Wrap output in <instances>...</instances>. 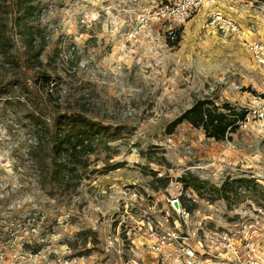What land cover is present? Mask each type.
Wrapping results in <instances>:
<instances>
[{"label":"rangeland","instance_id":"rangeland-1","mask_svg":"<svg viewBox=\"0 0 264 264\" xmlns=\"http://www.w3.org/2000/svg\"><path fill=\"white\" fill-rule=\"evenodd\" d=\"M165 1L39 0L34 23L42 30L34 42L38 56L28 54L18 34L8 57L0 52V264H62L80 256L91 264H129L131 242L125 228L118 229L122 220L134 226L128 215L148 217L159 232L173 228L177 218L168 203L169 192L152 189L151 171L178 181L191 176L207 189L241 177L253 178L264 188V135L255 128L225 141L208 139L188 123L172 135L165 133L166 125L198 99L209 98L218 106L252 105L246 82L252 68L245 64L243 46L211 28L208 20L185 21L176 47L168 46L164 36L147 37L146 31L138 40L130 39L138 15ZM241 3L264 17L263 1ZM189 21L195 22L185 29ZM42 71L54 80L51 96L66 106L61 110L78 111L84 102L90 118L123 130L110 151L92 156V168L102 172L108 153L111 164L124 167L84 180L69 204L38 190L25 155L31 140V130L24 127L29 108H5L6 100L28 101L52 119L59 108L38 88ZM126 189L127 198L132 190L140 194L129 200L128 213L121 199ZM183 190L190 196L184 195L181 203L195 206L189 212L192 223L264 236V217L255 218L254 211L264 213L259 192L243 188L229 201L212 202L209 192L202 197L190 188ZM87 230L96 237L80 235ZM37 246L41 250L34 253Z\"/></svg>","mask_w":264,"mask_h":264},{"label":"trees","instance_id":"trees-1","mask_svg":"<svg viewBox=\"0 0 264 264\" xmlns=\"http://www.w3.org/2000/svg\"><path fill=\"white\" fill-rule=\"evenodd\" d=\"M39 6V0H0V52L4 56L8 57L10 54L15 34L22 37L28 54L38 56L39 52L35 53L34 42L36 33L42 30L34 23L40 14ZM180 41L179 31L176 38L167 40V43L170 47H176ZM37 81L38 88H42L48 100L59 108L52 119L47 120L43 110L37 112L35 108H31L28 101L22 103L20 100L15 102L6 100L5 108L21 105L29 108L26 114L27 124L24 127L31 130V140L25 155L36 177L38 190L62 204L64 202L69 204L79 195V188L84 180L90 179V176L95 174L106 175L124 167V163L111 164L112 155L108 153L103 159L105 168L102 172L92 168L95 161L92 156L101 151H110V144L123 137V130L90 118L86 113L84 102H81L78 111L61 110L66 106L60 104L59 98L54 100L51 96L55 86L52 76L42 71ZM245 114V108H237L230 103L218 106L209 98L198 99L190 108L166 125L165 133L172 135L180 125L188 123L193 128L202 129L208 139L225 141L230 139L231 134L236 133L238 122L244 119ZM149 175L153 178L151 187L154 191L167 188L170 181L168 176H160L158 171H151ZM179 181L185 188H191L202 197L205 191L209 192L208 197L212 202L222 199L229 201L243 188L249 190L251 194L259 192V199L264 201V188L260 187L253 178H228L220 188L210 189L206 188L205 183L191 176L180 177ZM194 207H186V209L193 211ZM80 235L85 238L89 235L95 236L90 230L82 231ZM40 250L41 246H37L34 253Z\"/></svg>","mask_w":264,"mask_h":264},{"label":"built area","instance_id":"built-area-1","mask_svg":"<svg viewBox=\"0 0 264 264\" xmlns=\"http://www.w3.org/2000/svg\"><path fill=\"white\" fill-rule=\"evenodd\" d=\"M217 1L161 2L138 15L136 27L129 37L138 40L139 34L146 31L147 37L153 38L154 28H157L166 40H174L185 21L194 18L202 7L208 6V25L221 35L241 42L256 67L247 76L248 95L252 105L246 108L245 117L238 122L236 132L255 128L264 135V42L250 39L248 32L237 21L217 9ZM183 187L184 184L178 179H170L165 189L170 194L168 203L177 215L173 228L157 232L158 225L155 226L148 217L137 220L133 214L128 217L135 223L134 226H129L125 220L118 224L119 230L121 227L125 228L131 242L129 264H264V236L261 233L255 234L253 231L251 235L245 230H235L232 226L214 230L203 222L192 223L190 211L181 203L184 195L190 196L189 192H184ZM190 190L192 191L191 188ZM126 192L129 189L121 192V199H124L123 209L128 213L132 207L129 200L137 199L140 194L132 190L127 198ZM188 199L191 203H196L195 198ZM254 211L257 212L255 218L264 217L262 210ZM254 223L258 224V221L255 220ZM256 224H251L250 228ZM89 261L85 256H80L66 259L62 264H91Z\"/></svg>","mask_w":264,"mask_h":264},{"label":"crops","instance_id":"crops-1","mask_svg":"<svg viewBox=\"0 0 264 264\" xmlns=\"http://www.w3.org/2000/svg\"><path fill=\"white\" fill-rule=\"evenodd\" d=\"M241 1L242 0H218L217 9L224 15L237 21L244 28V30L248 32V37L250 39L261 40L264 42V17L260 16L259 13H256L255 10H252L247 4H242ZM208 17H209V7L204 6L199 10L196 16L192 19H196V22L200 21L199 23H201V22H205L206 20H208ZM190 22H195V21H189L185 25V29L187 28V25ZM185 29H184V32H185ZM152 35H153V38L155 37L157 39L159 36L161 37L163 33L159 32L157 28H154V32ZM239 43L243 46L241 50L245 56L244 58L245 64L249 63L248 65H250V68H252V71H249L248 74L251 72H254L256 70V67L253 64L250 58V55L248 54L245 46L241 42ZM247 76H246V82L248 80ZM247 85H248V82H247ZM96 183L97 182H95V180L91 182L92 186H95ZM133 184L136 185L134 182Z\"/></svg>","mask_w":264,"mask_h":264}]
</instances>
